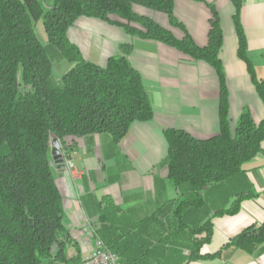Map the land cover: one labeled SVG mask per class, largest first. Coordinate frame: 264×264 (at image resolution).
Wrapping results in <instances>:
<instances>
[{"label": "trees", "instance_id": "1", "mask_svg": "<svg viewBox=\"0 0 264 264\" xmlns=\"http://www.w3.org/2000/svg\"><path fill=\"white\" fill-rule=\"evenodd\" d=\"M231 2L238 55L264 103V77L256 78L246 53L241 3ZM135 6L163 13L175 23L173 0H0V264L67 261L65 250L71 240L50 155L53 137L65 149L74 138L87 134H107L117 143L133 122L153 118L142 78L127 58L131 45L119 43L104 65L89 61L67 36L81 16L173 46L211 65L219 81L217 134L198 139L182 130L164 133L167 178L179 193L172 208L134 222L105 209L94 221L99 236L121 263L179 264L168 260L167 253L182 247L190 249L188 260L214 257L199 253L211 238V217L191 228L186 221L191 209L211 207L212 217L233 215L244 199L257 195L243 164L261 150L264 118L255 122L246 106L233 125L228 118L217 12L212 8L207 44L198 46L188 34L175 38L151 18L136 13ZM38 21L44 43L35 32ZM62 60L71 66L55 80L53 66ZM262 242L264 222L243 229L227 245L250 252ZM74 260L81 264L79 256Z\"/></svg>", "mask_w": 264, "mask_h": 264}, {"label": "crops", "instance_id": "2", "mask_svg": "<svg viewBox=\"0 0 264 264\" xmlns=\"http://www.w3.org/2000/svg\"><path fill=\"white\" fill-rule=\"evenodd\" d=\"M240 3L239 21L246 53L256 78L261 79L264 0H240ZM212 8L217 12L222 31L218 58L228 91V118L233 125L246 106L253 120L259 122L264 118V103L257 95L246 63L238 55L231 0H173L174 24L163 13L140 6L134 10L168 29L175 38L182 39L188 34L196 45L205 46L213 19ZM67 36L84 58L98 65L105 64L119 43L130 44L127 58L140 74L153 110L152 119L133 122L117 143L107 134L74 138L67 148L75 162L74 174L54 166L55 182L63 201V223L70 234L71 241L65 250L66 262H70L78 256L82 259L88 251L80 231L83 214L94 222L100 211L106 209L134 222L172 208L179 193L167 178L164 133L168 129L182 130L198 139L217 134L219 81L208 63L165 43L127 34L122 27L103 20L81 16L68 29ZM67 63L66 71L71 66ZM243 169L257 194L255 197L244 199L233 215L212 217L211 207H201L191 209L186 220L193 228L211 217V238L200 247L199 253L216 255L188 260L190 249L182 247L179 251L169 250L168 260H178L179 264H264V242L250 252L227 245L243 229L264 222V139L261 150L243 164Z\"/></svg>", "mask_w": 264, "mask_h": 264}, {"label": "built area", "instance_id": "3", "mask_svg": "<svg viewBox=\"0 0 264 264\" xmlns=\"http://www.w3.org/2000/svg\"><path fill=\"white\" fill-rule=\"evenodd\" d=\"M62 154L65 163L64 168L69 174H74V159L67 149H63ZM80 231L83 236V243L88 247V251L81 259V264H122L119 256L99 236L96 224L85 214L81 218Z\"/></svg>", "mask_w": 264, "mask_h": 264}, {"label": "rangeland", "instance_id": "4", "mask_svg": "<svg viewBox=\"0 0 264 264\" xmlns=\"http://www.w3.org/2000/svg\"><path fill=\"white\" fill-rule=\"evenodd\" d=\"M44 1H47L49 2V0H44ZM35 32L37 34V37L39 38V40L41 42H45L46 41V37H45V33L43 31V27H42V24L40 21H38L35 25ZM67 61L66 60H63V61H60L58 63H55L54 66H53V77L55 80H57L65 71H66V68H67ZM44 264H47V262L45 261ZM52 264H62V263H52ZM63 264H80L78 260H70V262H65Z\"/></svg>", "mask_w": 264, "mask_h": 264}, {"label": "water", "instance_id": "5", "mask_svg": "<svg viewBox=\"0 0 264 264\" xmlns=\"http://www.w3.org/2000/svg\"><path fill=\"white\" fill-rule=\"evenodd\" d=\"M65 148L61 147L59 140L53 137L50 141V155L54 166L57 169H63L65 167L62 150Z\"/></svg>", "mask_w": 264, "mask_h": 264}]
</instances>
